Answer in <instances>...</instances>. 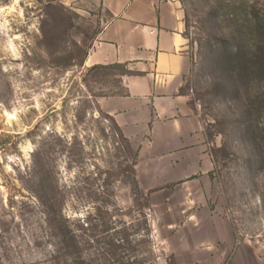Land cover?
I'll return each instance as SVG.
<instances>
[{"label": "rangeland", "instance_id": "374dc122", "mask_svg": "<svg viewBox=\"0 0 264 264\" xmlns=\"http://www.w3.org/2000/svg\"><path fill=\"white\" fill-rule=\"evenodd\" d=\"M176 1L192 121L126 137L95 103L126 69L81 65L109 14L0 0V264H264V0Z\"/></svg>", "mask_w": 264, "mask_h": 264}, {"label": "crops", "instance_id": "0c3cea01", "mask_svg": "<svg viewBox=\"0 0 264 264\" xmlns=\"http://www.w3.org/2000/svg\"><path fill=\"white\" fill-rule=\"evenodd\" d=\"M89 1L110 19L94 34L81 65H122L127 71L119 77V92L95 97L98 109L126 137L134 130L163 136L158 131L165 128L178 136L188 127L181 121H192L188 79L193 61L181 6L176 0Z\"/></svg>", "mask_w": 264, "mask_h": 264}, {"label": "trees", "instance_id": "16d2710c", "mask_svg": "<svg viewBox=\"0 0 264 264\" xmlns=\"http://www.w3.org/2000/svg\"><path fill=\"white\" fill-rule=\"evenodd\" d=\"M224 60L227 62L230 72H234L237 75L244 74L249 69V67L245 64L241 50L238 47H231L226 56H224ZM260 66L263 68L264 72V61L260 63Z\"/></svg>", "mask_w": 264, "mask_h": 264}]
</instances>
